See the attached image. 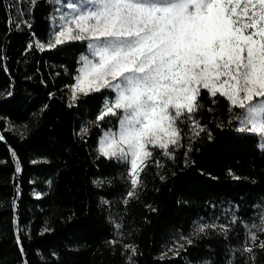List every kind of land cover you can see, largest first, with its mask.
Here are the masks:
<instances>
[{
  "label": "trees",
  "instance_id": "16d2710c",
  "mask_svg": "<svg viewBox=\"0 0 264 264\" xmlns=\"http://www.w3.org/2000/svg\"><path fill=\"white\" fill-rule=\"evenodd\" d=\"M51 12L0 0V264H264L241 250L264 206V141L237 128L240 109L202 91L205 130L184 125L174 158L151 149L128 196L130 165L97 151L118 123H94L114 93L68 106L86 41L41 50Z\"/></svg>",
  "mask_w": 264,
  "mask_h": 264
},
{
  "label": "snow or ice",
  "instance_id": "6c2138e0",
  "mask_svg": "<svg viewBox=\"0 0 264 264\" xmlns=\"http://www.w3.org/2000/svg\"><path fill=\"white\" fill-rule=\"evenodd\" d=\"M67 7L72 16L62 18L45 43H37L45 50L70 40L88 42L89 55L81 56L68 106L102 90L114 93L94 123L99 126L106 117L118 123L101 133L97 151L130 165L128 196L139 186L151 149L174 158L184 125L190 124L196 136L205 130L197 119L202 91L243 110L239 130L264 141V0H81L80 6ZM88 132L87 126L81 129L82 136ZM206 227L213 226L199 231ZM261 234L264 206L241 250H264Z\"/></svg>",
  "mask_w": 264,
  "mask_h": 264
},
{
  "label": "rangeland",
  "instance_id": "374dc122",
  "mask_svg": "<svg viewBox=\"0 0 264 264\" xmlns=\"http://www.w3.org/2000/svg\"><path fill=\"white\" fill-rule=\"evenodd\" d=\"M50 3L52 5V12L49 16V21L51 25V32L54 26L59 27L60 24H62L64 21L62 18H70L73 14V9H70L67 7L69 3H73L77 6L81 5V0H50ZM87 7V6H85ZM87 41H86V50L80 54L79 58V67H80V59L82 55H89V50L87 47ZM70 88V87H69ZM243 112V110L240 109V112L238 113L237 117ZM237 121V128H240V122L238 118H236Z\"/></svg>",
  "mask_w": 264,
  "mask_h": 264
}]
</instances>
